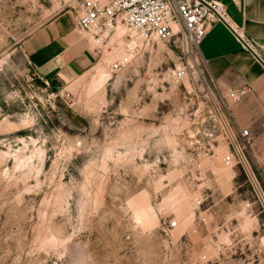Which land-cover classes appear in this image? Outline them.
Segmentation results:
<instances>
[{
    "label": "rangeland",
    "instance_id": "rangeland-1",
    "mask_svg": "<svg viewBox=\"0 0 264 264\" xmlns=\"http://www.w3.org/2000/svg\"><path fill=\"white\" fill-rule=\"evenodd\" d=\"M80 2L0 0V264H264V213L173 44L119 25L116 56L85 34L78 77L32 68L24 42Z\"/></svg>",
    "mask_w": 264,
    "mask_h": 264
},
{
    "label": "built area",
    "instance_id": "built-area-1",
    "mask_svg": "<svg viewBox=\"0 0 264 264\" xmlns=\"http://www.w3.org/2000/svg\"><path fill=\"white\" fill-rule=\"evenodd\" d=\"M76 16L78 29L90 37L92 41H88L95 45L97 55L108 52L116 56L117 50L109 41L119 25L146 44L159 41L173 44L180 51L182 67L174 76L179 80L196 77L195 89L209 104L211 136L220 139L226 148L224 166L238 169L244 175L257 198L256 204L264 213V184L251 160L253 135L249 129L239 126L230 104L246 93H223L201 52L210 26L225 21L223 8L206 0H81ZM241 40L246 49L255 51L253 42ZM114 67L117 69L118 65ZM177 228V221L164 220L165 232Z\"/></svg>",
    "mask_w": 264,
    "mask_h": 264
},
{
    "label": "crops",
    "instance_id": "crops-1",
    "mask_svg": "<svg viewBox=\"0 0 264 264\" xmlns=\"http://www.w3.org/2000/svg\"><path fill=\"white\" fill-rule=\"evenodd\" d=\"M206 1L223 8L225 22L210 26L201 52L223 93H246L230 104L239 126L253 135L251 160L264 184V63L241 40L253 42L264 61V0ZM23 50L38 75L49 79L78 77L95 59L77 27V16L70 13L36 31L24 42Z\"/></svg>",
    "mask_w": 264,
    "mask_h": 264
},
{
    "label": "water",
    "instance_id": "water-1",
    "mask_svg": "<svg viewBox=\"0 0 264 264\" xmlns=\"http://www.w3.org/2000/svg\"><path fill=\"white\" fill-rule=\"evenodd\" d=\"M203 2V1H202ZM205 5H208L206 2H203ZM223 22H225V21H223ZM249 51L255 56V57H257L262 63H264V61L257 55V53L255 52V51H253V50H251L250 48H249Z\"/></svg>",
    "mask_w": 264,
    "mask_h": 264
}]
</instances>
